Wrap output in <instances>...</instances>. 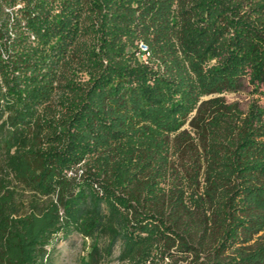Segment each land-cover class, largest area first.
<instances>
[{
    "label": "trees",
    "instance_id": "16d2710c",
    "mask_svg": "<svg viewBox=\"0 0 264 264\" xmlns=\"http://www.w3.org/2000/svg\"><path fill=\"white\" fill-rule=\"evenodd\" d=\"M258 97L264 0H0V264H264Z\"/></svg>",
    "mask_w": 264,
    "mask_h": 264
},
{
    "label": "rangeland",
    "instance_id": "374dc122",
    "mask_svg": "<svg viewBox=\"0 0 264 264\" xmlns=\"http://www.w3.org/2000/svg\"><path fill=\"white\" fill-rule=\"evenodd\" d=\"M256 96L257 95H254V97ZM250 98H252V95H250L248 91L225 94V99L227 101L239 100L245 103ZM259 102L264 105V97L259 98ZM89 242V239L82 238L78 234H73L67 240L60 241L57 244V251L53 257V264H82L86 258L87 245ZM115 254H117V251H115ZM111 264L118 263L113 260Z\"/></svg>",
    "mask_w": 264,
    "mask_h": 264
},
{
    "label": "built area",
    "instance_id": "2783aa9c",
    "mask_svg": "<svg viewBox=\"0 0 264 264\" xmlns=\"http://www.w3.org/2000/svg\"><path fill=\"white\" fill-rule=\"evenodd\" d=\"M143 49H145V48L143 47Z\"/></svg>",
    "mask_w": 264,
    "mask_h": 264
}]
</instances>
